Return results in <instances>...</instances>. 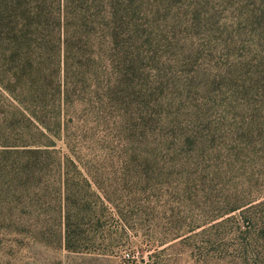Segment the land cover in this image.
Returning a JSON list of instances; mask_svg holds the SVG:
<instances>
[{"label": "rangeland", "instance_id": "1", "mask_svg": "<svg viewBox=\"0 0 264 264\" xmlns=\"http://www.w3.org/2000/svg\"><path fill=\"white\" fill-rule=\"evenodd\" d=\"M124 14L117 98L104 55L66 115L70 144L29 164L0 136V264H264L249 218L264 208V0ZM67 155L77 168L55 164ZM79 163L110 191L81 227Z\"/></svg>", "mask_w": 264, "mask_h": 264}, {"label": "trees", "instance_id": "2", "mask_svg": "<svg viewBox=\"0 0 264 264\" xmlns=\"http://www.w3.org/2000/svg\"><path fill=\"white\" fill-rule=\"evenodd\" d=\"M127 10L128 0H0L1 142L29 146L22 150L3 148L4 151L22 153L26 157L23 162L31 164L38 162L43 153L57 154L59 141L70 144L66 115L79 102L80 84L84 87L90 77L98 75L104 55L110 56L109 75L113 82L110 89L117 98L124 85L120 50L125 44ZM55 164L68 169L78 167L69 155L64 160L58 158ZM86 168L89 175L79 163L78 190L84 195L83 202L79 195V227L98 215L90 203L95 193L102 200L103 195L110 200L109 187L102 183L101 174ZM61 183L70 193L69 178L62 177ZM259 205H264V201ZM102 208L103 204L98 221ZM247 210L248 207L242 212ZM249 218L264 232V208ZM64 222L67 242L71 237L70 217ZM85 238V232L79 231V241ZM259 238L264 247V235Z\"/></svg>", "mask_w": 264, "mask_h": 264}]
</instances>
